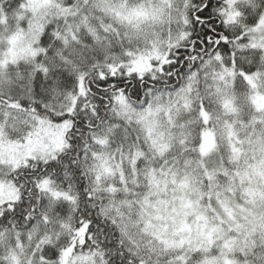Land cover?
I'll return each mask as SVG.
<instances>
[{
    "label": "snow or ice",
    "instance_id": "snow-or-ice-1",
    "mask_svg": "<svg viewBox=\"0 0 264 264\" xmlns=\"http://www.w3.org/2000/svg\"><path fill=\"white\" fill-rule=\"evenodd\" d=\"M0 264H264V0H0Z\"/></svg>",
    "mask_w": 264,
    "mask_h": 264
}]
</instances>
